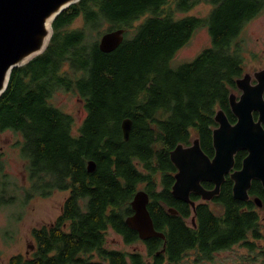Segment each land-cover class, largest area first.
<instances>
[{
  "label": "trees",
  "instance_id": "obj_1",
  "mask_svg": "<svg viewBox=\"0 0 264 264\" xmlns=\"http://www.w3.org/2000/svg\"><path fill=\"white\" fill-rule=\"evenodd\" d=\"M202 3L211 6L205 15L186 14ZM263 11L264 0H80L65 9L46 50L13 69L0 97V146L5 132L20 136L14 147L28 179L15 180L0 149V207L55 191L69 196L52 224L32 229L31 253L14 254L7 264H213L217 252L236 245L248 250L251 264H264L262 182L254 179L250 199L240 200L227 175L211 201L193 193V208L172 194L177 168L171 159L193 137L214 155L215 115L222 109L232 120L230 94L245 72L241 33ZM79 18L82 25L73 27ZM118 28L126 29L125 38L112 52L91 41L95 31L101 37ZM201 28L212 44L173 66ZM61 91L78 95L86 110L81 124L51 102ZM126 117L133 120L128 140ZM244 155L236 154L235 167ZM90 160L97 165L92 172ZM141 185L166 238L143 241L126 222ZM110 229L126 243L143 242L146 253L109 248Z\"/></svg>",
  "mask_w": 264,
  "mask_h": 264
},
{
  "label": "water",
  "instance_id": "obj_2",
  "mask_svg": "<svg viewBox=\"0 0 264 264\" xmlns=\"http://www.w3.org/2000/svg\"><path fill=\"white\" fill-rule=\"evenodd\" d=\"M80 0H0V97L6 91L11 73L15 67L25 65L42 54L48 47L53 34V22L69 6ZM125 28L106 31L99 39L101 51H114L125 38ZM263 72H255L258 83L252 84V74L245 73L237 79L242 90L240 97L232 92L230 102L238 120L232 123L224 110L215 115L218 125L213 130L215 154L209 156L202 148L200 138L192 144H178L171 151V159L178 169L172 193L178 199L188 202L193 208L196 202L191 193L200 194L203 200H212L221 191L227 175L234 181L233 194L237 199H250L253 179L264 186V79ZM260 113L258 120L254 111ZM133 120L126 117L122 122L126 140L130 138ZM248 151L242 167L235 169V156L239 150ZM97 165L90 160L88 170L95 171ZM214 182L208 189L203 181ZM255 201L262 206L258 197ZM150 195L144 189L135 194L131 205L134 213L126 222L146 240L152 237L166 238L164 232L156 229L148 205ZM171 212L176 213L174 209ZM195 222V217H193Z\"/></svg>",
  "mask_w": 264,
  "mask_h": 264
},
{
  "label": "rangeland",
  "instance_id": "obj_3",
  "mask_svg": "<svg viewBox=\"0 0 264 264\" xmlns=\"http://www.w3.org/2000/svg\"><path fill=\"white\" fill-rule=\"evenodd\" d=\"M211 6L202 3L196 8L187 12L189 15H205ZM83 20L77 19L72 26H81ZM107 25H103L102 29ZM100 39L98 31L93 33L91 41ZM240 39L246 48L245 69L246 73L254 74L258 67V60L261 54L264 55V11L246 23L241 33ZM212 44L211 35L207 28L199 29L192 40L182 47L171 64L177 66L183 62L191 61L204 48ZM257 63V67L256 64ZM255 64V68L252 66ZM253 68V69H252ZM51 102L62 106L61 109L74 114L79 124L86 116V110L78 95L72 91H61ZM66 109V110H65ZM20 138L14 131H7L3 134L1 150H4L7 170L20 184H28L25 165L21 158V150L14 147L16 140ZM195 137H193L194 139ZM142 185L140 186V188ZM142 189V188H141ZM68 191H55L51 196H37L24 203L22 200L9 206L0 207V264H7L9 258L17 253L30 254L34 249L32 229L44 224L52 223L56 220L62 210L63 203L67 198ZM262 229L264 232V211H261ZM192 218H190L191 222ZM264 243V239L262 240ZM107 246L109 248L132 251L135 249L146 253L142 242L128 244L124 238L111 230L107 235ZM248 250L241 245H236L231 249L221 250L216 253L213 264H251L246 260Z\"/></svg>",
  "mask_w": 264,
  "mask_h": 264
},
{
  "label": "flooded vegetation",
  "instance_id": "obj_4",
  "mask_svg": "<svg viewBox=\"0 0 264 264\" xmlns=\"http://www.w3.org/2000/svg\"><path fill=\"white\" fill-rule=\"evenodd\" d=\"M257 60H258V62L257 63H259L258 64V67H257V63H255L256 64V67H257V69L256 70H254V74H252V78H251V83L252 84H256V83H258V79L256 78V76H255V72H263V74H262V77H263V79H264V55H260L259 57H257ZM255 64L252 66L253 68H255ZM252 68V69H253ZM246 73V69H245V72H244V74ZM243 74V75H244ZM238 87V86H237ZM234 93L235 94H237L238 95V98L240 97V95H241V93H242V90L238 87V89L237 90H235L234 91ZM230 111H232V120H230L232 123H236L237 122V120H238V118H237V116H236V114L234 113V111H233V109H232V106H231V102H230ZM254 117H255V119L256 120H258L259 119V117H260V113H259V111H257V110H255L254 112ZM228 116V115H227ZM229 118V117H228ZM230 119V118H229ZM193 141V140H192ZM192 144V143H191ZM214 144V143H213ZM188 145H190V144H188ZM187 146V145H186ZM215 148V147H214ZM245 152V155H244V157L243 158H245L246 156H247V154H248V151L247 150H245V149H241V150H239L238 151V153L239 152ZM214 154H215V152H214ZM214 156V155H213ZM212 156V157H213ZM244 160V159H243ZM242 164H243V162H242ZM236 166V165H235ZM242 167V165L240 166V167H235V169H239V168H241ZM178 170V169H177ZM177 172V171H176ZM176 174V173H175ZM254 180V179H253ZM208 181V180H207ZM212 182V181H211ZM214 183V182H213ZM193 193H195V192H192L191 193V195L193 194ZM173 194V193H172ZM198 195H200V194H198ZM68 196H69V194H68ZM67 196V197H68ZM201 196V195H200ZM177 198V197H176ZM67 199V198H66ZM65 199V200H66ZM178 199V198H177ZM201 199H202V197H201ZM181 200V199H180ZM203 200V199H202ZM183 201V200H182ZM204 201H211V200H204ZM65 202V201H64ZM150 203V202H149ZM188 203V202H187ZM64 204V203H63ZM190 204V203H189ZM62 208H63V206H62ZM62 211V210H61ZM171 212V211H170ZM134 213V212H133ZM53 223V222H52ZM52 223H49V224H52ZM128 224V223H127ZM45 225V224H44ZM40 227V226H39ZM112 230V229H111ZM114 231V230H113ZM117 233V232H116ZM117 234H119V233H117ZM119 235H121V234H119ZM122 236V235H121ZM123 237V236H122ZM34 240V239H33ZM142 240V239H141ZM144 241V240H143ZM143 243V242H142ZM128 244H130V243H128ZM144 244V243H143ZM144 246H145V249H146V245L144 244ZM34 247H35V243H34ZM135 250H137V249H135Z\"/></svg>",
  "mask_w": 264,
  "mask_h": 264
}]
</instances>
